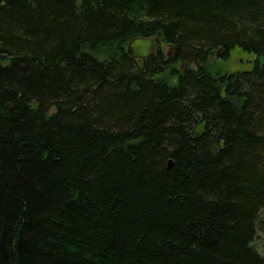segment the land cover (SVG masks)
I'll list each match as a JSON object with an SVG mask.
<instances>
[{
    "label": "trees",
    "instance_id": "1",
    "mask_svg": "<svg viewBox=\"0 0 264 264\" xmlns=\"http://www.w3.org/2000/svg\"><path fill=\"white\" fill-rule=\"evenodd\" d=\"M262 212L264 0H0V264H264Z\"/></svg>",
    "mask_w": 264,
    "mask_h": 264
},
{
    "label": "rangeland",
    "instance_id": "2",
    "mask_svg": "<svg viewBox=\"0 0 264 264\" xmlns=\"http://www.w3.org/2000/svg\"><path fill=\"white\" fill-rule=\"evenodd\" d=\"M255 57L256 55L254 53L243 51L240 47H234L227 60L218 57L214 58L213 55H210L207 63L213 71L222 69L232 72L250 68ZM192 66H195V64H192ZM252 245L258 252L264 253V212L259 215V224Z\"/></svg>",
    "mask_w": 264,
    "mask_h": 264
},
{
    "label": "water",
    "instance_id": "3",
    "mask_svg": "<svg viewBox=\"0 0 264 264\" xmlns=\"http://www.w3.org/2000/svg\"><path fill=\"white\" fill-rule=\"evenodd\" d=\"M165 58H170L172 55H177L179 53V46H169L165 45ZM126 50L127 53L133 57V58H138V59H144L148 57L149 55L153 54L157 50V44L152 36H143V35H138L135 37H132L128 40L127 45H126ZM223 54V49L222 48H216L213 49L209 52V56L213 55V57H218ZM195 66L197 65V57L196 53L194 55V60L193 63ZM7 107H10V104L7 105ZM172 165V161L169 159L167 166L170 167Z\"/></svg>",
    "mask_w": 264,
    "mask_h": 264
}]
</instances>
